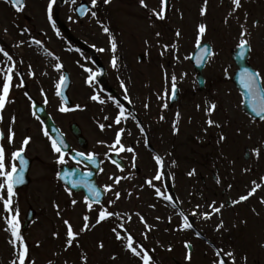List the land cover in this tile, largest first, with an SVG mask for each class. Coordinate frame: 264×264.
Wrapping results in <instances>:
<instances>
[{
	"label": "rangeland",
	"instance_id": "obj_1",
	"mask_svg": "<svg viewBox=\"0 0 264 264\" xmlns=\"http://www.w3.org/2000/svg\"><path fill=\"white\" fill-rule=\"evenodd\" d=\"M24 1V10L15 13L9 5V0H0V47L13 57L19 70V74L13 73L9 102L0 112L3 116L0 124H10L12 127L13 117L16 116H21L19 121L26 120L22 115L29 113V109L23 101L16 99L18 93L15 91L21 77L26 81L27 88L32 86L34 91L43 89L50 93L56 77L60 75L55 70L57 63L65 67L87 68L91 65L92 53L93 56L96 53L100 62L112 69L114 82L118 86L128 87L131 99L141 111L147 83L151 87L154 83H160L168 94L172 77L175 76L176 85L182 94L181 106L188 107L189 112L181 111L179 119L176 115L169 114L160 122L158 140L159 146L167 150L166 166L168 170L175 168L181 173L177 196L180 194L178 199L183 209L208 212L211 211L209 205L213 201L217 207L224 205L222 210L227 211L222 218L208 224L217 226L223 220L220 234L215 233L212 240L220 241L223 235L229 239V231H233L232 237L236 241H232V246L239 257L240 252L237 250L241 248L238 246L241 240V210L247 215L248 211L264 205L259 199H264V120L252 122L240 109L239 94L231 83L234 66L230 51L242 39H247L251 47V66L264 79V0L241 3V33L246 31L245 36L240 33L238 9L233 11L234 8H224L217 0H207L205 15H201L204 0H171V9L163 20L155 18L151 11L158 9L160 0H145L147 8L141 6L139 0H111L108 4H105L104 0H97L95 7L92 6V0H67L65 4L57 7L59 25L53 18L56 1ZM80 1H86L92 7L85 18L78 21L72 13V7ZM50 3L51 20L48 10ZM92 12H95L96 16H93ZM201 24L206 25L202 42H209L216 49L204 72L214 83V88L210 94H207V89L192 97L186 96L185 91H190L191 87L187 83L192 79L193 73L188 68L180 71V67H189L186 56L196 45L198 27ZM105 26L109 28L111 37H114L117 43L115 68L112 66L114 54L111 50V37L103 31ZM177 31L180 32L179 37L176 35ZM157 33L160 35L157 36ZM33 39L40 40L41 44L36 45ZM77 46L82 47L84 51L77 49ZM140 54H145V59L139 62L137 56ZM10 63L0 53V67ZM228 65L229 68H226ZM222 66L225 68H221ZM160 67L166 73H159ZM2 84L3 74L0 73V88ZM25 85L20 88L19 94L24 92ZM78 102L82 104V101ZM83 104L67 110L64 121L83 123L85 118L94 116L96 106L88 101ZM211 104L216 107L209 112ZM47 106L51 112L54 109L57 113L60 108L57 101ZM193 107H196L197 112H192ZM209 119L215 122L211 126L208 124ZM19 123L22 126L29 124L28 121ZM174 124L178 130L173 128ZM173 133H176L175 136ZM221 135L223 140L220 139ZM245 149L249 154L247 160H243ZM255 149H259L258 156ZM165 154L162 152V155ZM169 156H175L178 162L173 164ZM217 168L220 175H216ZM193 170L194 174L187 179L186 174ZM212 173L215 175L214 180ZM254 181L261 185L256 193L242 204L228 207L227 201L231 203L241 195H246L254 186ZM49 188L50 185L45 184L43 190ZM161 190L166 192L164 186H161ZM129 192L133 191L119 189V193L126 194V198L120 196L117 207L113 210L120 214L119 217L113 216L111 219H117L118 223L114 222V228L124 223L134 241L143 245L152 257L157 258L161 256L160 249L169 248L166 245L179 238L173 231L167 230L168 225L175 219L173 209L162 197L157 198L154 192L146 191L143 197L138 198L134 194L129 195ZM47 195L42 193L44 199L41 202L38 199L37 208L42 207L40 204H47ZM73 200L76 201L75 205L72 204ZM85 215H89L91 223L95 224L98 214L94 210L89 212L81 198L76 196L70 197V207L62 210L61 217L63 221L68 220L73 225L74 231H80ZM140 216L151 226L150 231L145 223L141 222ZM51 219L54 222L56 220L54 217ZM114 223H100L89 231L80 232L78 240L74 241L71 247H66L67 230L49 232L48 224L42 226L38 223L37 229L25 235L23 242L28 245L29 259L34 261V264H85V255L87 264H137L138 257L132 256L130 251L126 250L125 241L116 239L113 231L109 232V226L112 228ZM54 225L56 226V223ZM117 230L121 235H126L122 229ZM190 239L188 234L185 236L183 233L180 240ZM9 241V236L0 232V247L4 250L0 256V264H11L10 260L16 258V251ZM101 242L103 248L100 247Z\"/></svg>",
	"mask_w": 264,
	"mask_h": 264
},
{
	"label": "flooded vegetation",
	"instance_id": "obj_2",
	"mask_svg": "<svg viewBox=\"0 0 264 264\" xmlns=\"http://www.w3.org/2000/svg\"><path fill=\"white\" fill-rule=\"evenodd\" d=\"M217 3L219 5H224V8L227 9L235 7L232 4V0H217ZM238 15L241 31V7L238 9ZM212 47H214V45H212ZM214 51H216L215 47ZM93 63V72L99 71L94 61ZM187 63L189 67H180V71L188 68V70L192 71L193 77L190 82L187 83L191 88H189L190 91H185V95L193 97L196 96L197 93H203L207 89V94H210L211 89L214 88V83L204 75L205 70H203L204 80L202 82V90H199V85L196 82L197 76H195L193 68L188 60ZM221 68H225V66ZM226 68H229V65L226 66ZM158 70L159 73H164L161 67ZM60 73L62 76L65 77L66 74L68 77L69 88L67 90V96L72 104L84 105L83 103L88 100V96L91 98L93 95H98L100 100H103L104 103L92 100L96 106V113L92 117H84L85 121L83 123L74 120L66 122L64 118L67 116L65 115L67 111L62 112L58 110L57 113V110L52 109L51 112L49 108V111L46 108L47 112H50L49 115L52 122L63 136L65 144L67 145L64 150L66 153L65 164L58 163L59 154L51 147L53 138L49 134L45 135L43 124L36 115L31 113V111L26 115H22L26 120L19 121L21 116H16L12 127L10 124H0V132L3 133V138L0 139V143H2L6 149L9 167L13 151L22 146L24 139L31 137L23 153L24 158L28 161L27 165L24 166V169H26V176L22 184L15 186V196L13 197V208L19 212L18 219L21 225L20 234L23 240H25V235L37 229L38 223L42 226L48 224L49 232H55V230L58 229H61V231L67 230V226L62 220L61 214L62 210L65 211L69 209L70 197H80L87 207L85 197L81 193H74L71 191L70 194L69 189L61 183L59 180L61 169L73 170V172L79 174L81 178L86 180L89 184H94L103 192L104 199L101 204L110 211H115L114 208L117 207L119 199L117 200L114 194L119 192V189L123 191L129 189L133 191L129 193L134 194L137 198L139 196L143 197L146 191L150 192V186L146 183V180L153 178L157 174L159 166L156 164L154 157L159 155L164 161L162 184L165 185L167 180L168 182L170 181L175 195V204L170 203L173 207L172 211L174 212L175 219L168 225L167 230L173 231L179 238L177 241L166 245V247L169 248L165 247V250H162L163 248L160 249L159 255L161 254V256L158 257V263L214 264L217 260V251L223 249L225 253H234L235 264H264V205H262L261 208L248 211L247 215L245 211L241 210V240H239L240 245H238L241 246V248L237 250L240 252V256L238 257L233 249L235 247L232 246V244H234L232 241H236V239L232 237L234 232L229 231V239L226 238V235H223L220 241L214 242L212 240L213 235L217 232L220 234V232L219 230L217 231L216 226H208V224L213 223L212 221L222 218L227 210L221 209L220 213L213 214L210 219H205L203 216L205 211H188L187 209H183L181 201L178 199L180 194L177 196V192L179 191L178 187L181 173L175 170V168H170V170H168L165 154L167 150L159 146L158 136L160 135V122L164 120L167 115L173 114L179 119L182 113L181 111L189 112V110H187L188 107L184 108L181 106V93L178 95L177 102L171 105L169 101L166 103L169 96L163 91V87L160 83H154L152 87L147 83L148 86L145 88L144 102L141 108L142 111L137 108L136 103L132 101L130 103L131 107L135 110V114H133L123 103L124 101L130 100L128 97L129 89H127L125 93V88L123 86H118L114 82L115 77L110 67L104 66L102 76H99V78L96 76L92 81L91 84L93 87H89L88 79H85L78 67L62 68ZM87 74L90 75L88 72ZM60 77V75L56 77L54 83L55 89L52 90L51 93L45 92L43 89L34 91V87L32 86L27 88L28 86L25 85L26 81H23V85H25L26 89L24 88V92L19 94V92H21V87H17L16 92L19 95L17 94L16 99L23 101L27 106H30L34 101L43 103L45 106L55 101L61 103V99L59 95H57V84L60 82ZM25 93H27V95H25ZM125 96H127V99ZM29 97H31V99H29ZM78 101H82V104ZM115 101H119L126 110L125 115L127 119L122 120L119 125L115 124V117L119 112V108ZM165 104L167 107H165ZM189 108H191V105H189ZM193 111L197 112L196 107L192 108V112ZM161 117H163V119H161ZM152 120L155 121L153 122ZM24 121H28L29 124L22 126L19 123ZM100 125H104V127L101 128ZM87 127L90 129L87 130ZM10 129L15 133L13 142H10L8 139ZM121 129H123L121 144H123L125 148L130 147L134 149L133 152L122 151L117 154V152L110 147L115 141L117 132ZM141 129H143V131H141ZM73 131L78 133L80 139L75 136V132ZM173 136H175V133ZM79 152H84L86 155L94 154L95 163H90L83 160V158L76 157V153ZM162 152H164L165 156L162 155ZM133 157H135L134 162ZM76 159H80L81 163L77 164ZM169 159L172 163L173 161H175V163L178 162L175 156L172 158L169 156ZM113 160L117 161L119 167L112 162ZM17 166L21 168L19 161H17ZM121 168L123 171H121ZM89 171L92 173L91 176L86 175ZM215 172L216 175H220L218 168ZM191 176L192 175L186 174L187 179ZM117 177H124V179H121L119 184H114V180ZM214 177L215 175L212 173L213 180L215 179ZM153 183L158 186L161 184V180H153ZM45 184L50 185L49 190H43ZM106 185H113L112 191H104ZM42 193H47L49 198L46 199L47 204H40L42 207L37 208L36 203L38 199L39 202L44 199L41 196ZM169 194L171 195L170 191ZM3 195L5 197L7 196L6 189ZM120 196L126 198V194L122 195L120 193ZM226 199L229 198L226 197ZM259 199L262 200V198ZM112 201L115 202L110 203ZM99 207V204L93 205V210L97 214ZM181 212L188 216L189 222L193 225L191 228L181 227L183 224V217L180 215ZM193 212H196V215H192ZM8 215L9 213L4 209L3 200H0V232L7 234L11 240L13 237L11 233L6 230L7 223L5 217ZM49 216H51V218H56L55 222ZM111 219L112 218H110V221H112ZM54 223H56V226ZM183 233L185 236L188 234L191 237V239L188 240L189 242L187 240H180ZM197 233L200 235H197ZM186 242L191 245L190 249L185 247ZM11 246H13V244H11ZM2 251L4 250L0 247V256H2ZM189 251L191 252L190 260L186 258ZM226 259L228 260V264H231V258ZM11 261L12 260H10V263Z\"/></svg>",
	"mask_w": 264,
	"mask_h": 264
},
{
	"label": "snow or ice",
	"instance_id": "obj_3",
	"mask_svg": "<svg viewBox=\"0 0 264 264\" xmlns=\"http://www.w3.org/2000/svg\"><path fill=\"white\" fill-rule=\"evenodd\" d=\"M9 2L16 8L17 11H21L23 6H24V0H9ZM55 0H52V3H54ZM73 2H75V0H73ZM111 0H104L105 4L110 3ZM139 3L141 4V6L147 8L148 5L145 2V0H139ZM97 4V0H92V6L95 7ZM232 4L235 6L233 11H235V9H239L241 7V0H232ZM167 7H168V0H160V8L159 10L156 9H152V14L157 17L158 19L163 20L165 18V13L167 11ZM49 19L51 20L52 18V4H49ZM207 11V0H204V7H202L201 9V15H205ZM93 16H96L95 12L91 13ZM231 15V13H230ZM227 22V21H225ZM243 27V26H242ZM5 31H7L5 29ZM103 31L105 33H108L111 37V33L108 27H103ZM206 32V25L201 24L198 27V33H197V38H196V46L197 48H201L202 47V40L204 37V34ZM247 33L246 31L241 33V36H245ZM160 34L157 33V36H159ZM177 37H179L180 32L177 31L176 33ZM23 42H21L22 44ZM33 43H35L36 45H40L41 41L40 40H36L33 39ZM19 46V45H17ZM166 48L168 47L167 45L165 46ZM239 49H240V55L243 57L247 51H250V47H249V41L247 39H242L240 44L238 45ZM104 49H100V51H103ZM111 50L113 52V57H112V66L115 68L117 66V57L115 56V52L117 50V43L114 37H111ZM203 52L205 55L209 54V48L207 46H203ZM0 53L3 54L4 57L7 58L8 61H10L11 63L6 65L5 67H0V73L3 74V84H2V88H0V112H2V110L4 109L5 105L7 102H9V93L10 90L12 88V81H13V73L19 74V70L16 68V62L13 60V57L7 52L5 51V49L3 47H0ZM49 55H51V53H49ZM58 59V58H56ZM31 67V66H29ZM63 68V65L60 63H57L55 65V70L57 72H59L61 69ZM90 75L88 77V83L91 84L92 81L95 79L96 76L100 75L99 71L93 72V70L91 68H87L85 69ZM32 75H35L34 73H31ZM65 77L61 76L60 77V82L57 84V95H62V93L59 91L60 87L64 84L65 82ZM241 83L244 85V87L246 88V90L249 93L250 99H251V106H252V110L253 112L256 113L257 116H261L262 118H264V79L261 78L260 73L258 71H251L248 68H244L241 72ZM18 87H23V77H21V81L20 84L17 85ZM177 91V86H176V77L173 76L172 77V97H175ZM127 92V89L125 88V93ZM167 94V93H166ZM25 95H27V93H25ZM125 98L127 99V96H125ZM29 99H31V97H29ZM92 100H97L100 101L101 103H104L103 100H100V97L98 95H93L91 97ZM115 103L117 104L118 108H119V112L118 115L115 117V124L119 125L121 124L122 120L127 119V116L125 115V108L123 105L120 104L119 101H115ZM129 103H131V100H129ZM77 107H79V105H77ZM147 107V105H146ZM165 107H167V105L165 104ZM216 107L215 104H211L210 108H209V112H211L212 110H214ZM68 109L66 107H61L60 111H67ZM3 119V116L0 115V120ZM161 119H163V117H161ZM15 121V117H13V122ZM215 122L212 121L211 119L208 120V124L211 126L213 125ZM219 126V125H217ZM101 128L104 127V125H100ZM173 128L176 129V125H173ZM178 130V129H176ZM141 131H143V129H141ZM123 134V129H121L120 131L117 132L116 136H115V141L114 143L110 146L112 149H114L117 154H119L122 151H128V152H133L134 149L132 148H125L123 144H121V136ZM45 135H48L47 130H45ZM14 136L15 133L11 131V129L9 130V141L13 142L14 141ZM3 138V133L0 132V139ZM220 139L223 140L224 137L223 135L220 136ZM31 140V137H28L26 139H24V141L22 142V146L13 151L12 153V157H11V164L10 167L7 163V154H6V149L4 147V145L2 143H0V200H3V205H4V209L7 213H9V215L7 217H5L6 219V223H7V231H9L11 233V236L13 237V239H11L9 242L13 244L14 248L16 249V253L15 256L16 258L12 260L11 264H34V261H31L29 259V248L28 245L26 243L23 242V237L20 234V221L18 219L19 216V212L14 210L13 208V197L15 196V186L18 184H22L24 182V175H23V170L22 168H18L17 166V161H19V164L21 166H26L28 161L24 158L23 153L25 151V149L27 148L29 142ZM119 146V147H117ZM51 147L52 149L59 154L58 156V163L60 164H65L66 160H65V155L66 153L63 150V145L62 142L58 143L55 139L52 140L51 143ZM257 156L259 155V149H255ZM76 157H80L83 158V160H86L90 163H95V155L94 154H88L86 155L84 152H79L76 153ZM75 159V157H74ZM156 164L159 166V170L157 172V174L151 178L146 180V183L153 187L155 189V192L158 196L162 197L163 199H165L166 201L175 204V202L173 201V197L170 194H165L163 192H161V189L156 187L155 184L153 183V180H160L161 179V175L163 174V167H164V161L163 159L157 155L154 157ZM135 160V157H133V162ZM114 164H117V161L113 160L112 161ZM76 163L80 164L81 160L80 159H76ZM173 163H175V161H173ZM117 166L119 167V164H117ZM121 171H123V169L121 168ZM195 172V170H193L192 172H189V175H193ZM74 175V173H73ZM86 175L91 176L92 173L89 171L86 173ZM124 179V177H117L114 180V184H119L120 180ZM219 182V181H218ZM83 186L87 189L89 196L94 197V199H89V196L85 197V203L87 204V208L88 211L91 212L93 210V205L94 204H99L100 207L98 209V215L95 221V224L91 223V217L89 215H85L83 217V225L80 229V231H74L73 229V225L68 221L65 220L64 224L67 226V231H66V247H71L74 241L78 240V237L80 235V232H85V231H89L92 228H94L96 225L100 224L101 222L108 220L110 218H112L113 216H120L119 213L110 211L107 207H105L103 204H101L100 201V196H101V191L100 189H98L95 185L89 184L87 181H80V182H73L72 183V187H79V186ZM253 187L251 188V190L246 194V195H241L239 197L238 200L232 201V204H238L241 203L243 201H246L249 199L250 196L254 195L257 191V189H259L261 187L260 184L256 183L255 181L253 182ZM113 185H106L104 187V191L109 192L112 191ZM6 189L7 192V196L5 197L3 195L4 191ZM69 192L71 194V189H69ZM115 198L118 200L120 198V193L116 192L115 194ZM129 195H131V193H129ZM115 201H112L110 203H114ZM262 202H264V199H262ZM72 204L75 205L76 201L73 200ZM58 207V206H57ZM154 207V205H153ZM224 207L223 204H221L219 207L216 206L215 202L213 201V203L211 205H209V208L211 209L210 212H205L203 214L205 219H210L211 216L213 214H217L221 212V209ZM197 208H199V205H197ZM59 214V213H58ZM137 215H139V213H137ZM180 215L183 217V224H182V228H191L193 225L192 223L189 222V218L187 215H185L183 212L180 213ZM192 215H196V212H193ZM121 219H123V217H121ZM129 220L131 219V217L128 218ZM171 219V218H169ZM140 220L141 222L145 223V226L148 228V230H151V226L147 225V222L144 220L143 216H140ZM217 227V231L223 227V220H221V222L216 226ZM117 228L122 229L124 231V233L126 235H121V232L117 230ZM117 228H113L112 231L115 233L116 239L118 240H124L125 241V248L126 250L130 251L134 256L138 257L141 261V264H155V262L153 261V257L149 254V251L147 249L144 248L143 245L138 244L137 242L134 241L133 236L128 233L127 228L125 227L124 223H120ZM58 235V234H56ZM197 235H200L199 233H197ZM145 238H146V233H145ZM19 242V243H18ZM135 245V246H134ZM100 247L103 248L104 245L101 242ZM185 247L190 249L191 245L188 244L187 242L185 243ZM171 250V249H169ZM154 251V250H153ZM217 256V260L214 262V264H228V260L226 258H231V264H235V255L233 252H227L225 253L223 249H220L217 251L216 253ZM115 258V257H113ZM187 259H191V252L189 251L188 256L186 257ZM246 259V258H245ZM83 260L85 262V264H87V256L85 255L83 257Z\"/></svg>",
	"mask_w": 264,
	"mask_h": 264
},
{
	"label": "water",
	"instance_id": "obj_4",
	"mask_svg": "<svg viewBox=\"0 0 264 264\" xmlns=\"http://www.w3.org/2000/svg\"><path fill=\"white\" fill-rule=\"evenodd\" d=\"M61 1H64V0H61ZM88 8L89 7L87 5H85V4H81L78 7H76L74 10H75V13H76L77 17H79V18L83 17L85 15L86 11L88 10ZM207 56H208V54L205 55L204 52H203V47L197 48L194 56L191 59L193 64H194V66L196 67L197 71L201 70V68L203 67V64H204ZM233 60L235 61V64L238 67V70L235 72V75H234L232 81L235 84L236 89L241 93V97H242V111L246 115H248L250 118H252L253 120H261L263 118L261 116H257L256 113L253 112L249 93L246 90V88L244 87V85L241 83V72H242V70L244 68H247V52L242 57L240 55V49L238 48L235 51V53L233 54ZM199 81L201 82L202 79H200ZM34 110H35L36 114L38 115V117L44 123V127L51 133L53 138H55V140H57L58 143H61V140H58V137L60 135L58 133H56L57 131L54 129L49 117L45 114L43 107L36 108L34 106ZM79 178L80 177H77L75 179V176L73 174L65 173V172L64 173L61 172V175H60V179L70 189L76 190L77 192L78 191H82L85 194V196H89V193H88L87 189L85 187H83L82 185L79 186V187H75V188L72 187V183L73 182L82 181V180H78ZM89 199H94V197L89 196Z\"/></svg>",
	"mask_w": 264,
	"mask_h": 264
}]
</instances>
